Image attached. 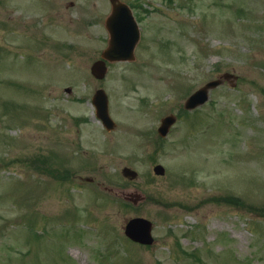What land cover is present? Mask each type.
I'll list each match as a JSON object with an SVG mask.
<instances>
[{
  "label": "rangeland",
  "instance_id": "obj_1",
  "mask_svg": "<svg viewBox=\"0 0 264 264\" xmlns=\"http://www.w3.org/2000/svg\"><path fill=\"white\" fill-rule=\"evenodd\" d=\"M126 1L142 31L136 57L97 80L109 0H0V264H264V0ZM221 73L237 85L185 110ZM101 87L111 132L92 104ZM171 113L178 120L161 138ZM56 125L61 135L80 130L88 165L79 148L52 149ZM41 145L49 168L30 166ZM59 163L73 167L67 180ZM100 182L146 199L135 205ZM127 211L153 222V244L127 237Z\"/></svg>",
  "mask_w": 264,
  "mask_h": 264
},
{
  "label": "water",
  "instance_id": "obj_2",
  "mask_svg": "<svg viewBox=\"0 0 264 264\" xmlns=\"http://www.w3.org/2000/svg\"><path fill=\"white\" fill-rule=\"evenodd\" d=\"M118 0H111L113 4V14L107 19V27L110 30L111 38L109 40V46L103 51V59L97 60L92 65V73L98 77L103 78L107 73L108 67L105 59L120 60L134 57V48L139 39V32L136 29V23L133 20L130 10L123 6L121 3H117ZM135 25H133L134 23ZM230 80V82L236 84V76L232 74H223L220 78L208 82L203 88L193 94L186 103V107H194L204 103L208 99V89L217 86L224 82V80ZM94 102L97 106L98 115H100L106 126L110 129L114 126V123L109 118L108 111V99L103 90L98 91L94 98ZM163 128L174 122L173 117H167L163 120ZM155 172L157 174H164L165 168L162 165L155 166ZM126 175L132 178L137 176V172L131 168H125ZM116 194L133 201L138 204L145 199V195L137 189H113L110 188ZM152 222L148 219L137 217L129 221L126 227V233L132 239L140 241L142 243H152L153 237L151 234Z\"/></svg>",
  "mask_w": 264,
  "mask_h": 264
},
{
  "label": "flooded vegetation",
  "instance_id": "obj_3",
  "mask_svg": "<svg viewBox=\"0 0 264 264\" xmlns=\"http://www.w3.org/2000/svg\"><path fill=\"white\" fill-rule=\"evenodd\" d=\"M8 27H10V30L8 31V33L11 34V30L14 28L10 24H8ZM43 33L45 34V31H43V30L42 31H36L35 29L31 30V35H36V36L38 35L40 40L45 38V35ZM47 40H49V39H47ZM9 42L14 44V42H12V40H10V39H9ZM43 45H44V43L37 41L36 49L38 52H41ZM29 46H30V44H29ZM9 47H11V46H9ZM65 89H66V87H65ZM57 132L61 134L60 131H57ZM79 133H80L79 130L78 131L73 130L72 134H70L69 141L67 144L70 145V150H76L77 151V149L79 148V149H81L87 153V147L84 146L85 141L83 140V137L79 135ZM86 141H87V139H86Z\"/></svg>",
  "mask_w": 264,
  "mask_h": 264
},
{
  "label": "bare ground",
  "instance_id": "obj_4",
  "mask_svg": "<svg viewBox=\"0 0 264 264\" xmlns=\"http://www.w3.org/2000/svg\"><path fill=\"white\" fill-rule=\"evenodd\" d=\"M131 215H132L131 211H127V212L122 213V215L119 217V219H120V221L125 222L127 219L131 218ZM71 251H74V249H72Z\"/></svg>",
  "mask_w": 264,
  "mask_h": 264
}]
</instances>
